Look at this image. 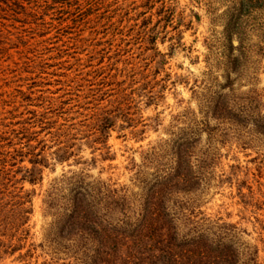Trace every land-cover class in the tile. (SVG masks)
<instances>
[{
    "label": "rangeland",
    "instance_id": "374dc122",
    "mask_svg": "<svg viewBox=\"0 0 264 264\" xmlns=\"http://www.w3.org/2000/svg\"><path fill=\"white\" fill-rule=\"evenodd\" d=\"M160 184L264 264V0H0V264H90Z\"/></svg>",
    "mask_w": 264,
    "mask_h": 264
},
{
    "label": "trees",
    "instance_id": "16d2710c",
    "mask_svg": "<svg viewBox=\"0 0 264 264\" xmlns=\"http://www.w3.org/2000/svg\"><path fill=\"white\" fill-rule=\"evenodd\" d=\"M100 121L104 133L108 119ZM180 181L187 182L185 178ZM164 190L160 184L144 199L135 224L125 223L113 238L104 232L93 238L96 248L90 264H234V256L221 243L222 238L208 240L201 235L196 240L179 236L164 207ZM86 195L75 193L68 216V225L76 222L80 233L96 222L87 213L91 203L84 199Z\"/></svg>",
    "mask_w": 264,
    "mask_h": 264
}]
</instances>
